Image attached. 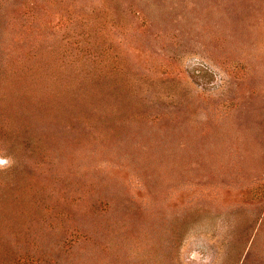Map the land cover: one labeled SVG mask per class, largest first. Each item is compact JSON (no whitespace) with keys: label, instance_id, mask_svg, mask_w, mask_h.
<instances>
[{"label":"rangeland","instance_id":"obj_1","mask_svg":"<svg viewBox=\"0 0 264 264\" xmlns=\"http://www.w3.org/2000/svg\"><path fill=\"white\" fill-rule=\"evenodd\" d=\"M0 264H264V0H0Z\"/></svg>","mask_w":264,"mask_h":264}]
</instances>
